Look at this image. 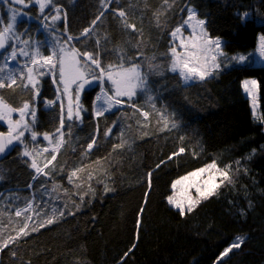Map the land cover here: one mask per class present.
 I'll return each mask as SVG.
<instances>
[{"label":"trees","instance_id":"16d2710c","mask_svg":"<svg viewBox=\"0 0 264 264\" xmlns=\"http://www.w3.org/2000/svg\"><path fill=\"white\" fill-rule=\"evenodd\" d=\"M26 3V19L20 22L19 18L15 29L23 40L36 41L42 55L51 51L45 42L57 48L62 44L52 38L54 34L62 40L71 36V46L80 52L99 51L102 66L106 55L110 56L107 62L124 55L125 66L140 65L151 99L138 89L131 100H122L124 105L96 118L99 88L85 91L83 120L73 122L70 134L66 122L58 151L51 148L42 153V147H50L43 139L40 145L38 139L25 142L30 151L43 155H36L41 167L56 155L43 169L48 176H36L32 161L23 155L25 144L16 145L0 163L4 177L0 238L14 236L22 226L23 216L17 217V228L9 220L10 213L25 204L24 196L37 211L44 209L40 215L48 214L49 199L58 211L52 213L53 223L0 251V264H264V66L219 69L210 78L185 85L169 71L168 54L173 45L170 33L187 18L189 8L206 21L210 35L230 43V53L255 48L264 34V0H114L103 16L100 0H51L42 13L36 0ZM19 8L0 0V27L7 26L9 10ZM56 8L60 18L49 25ZM119 10L125 11L124 18L118 16ZM245 12L251 19L242 21ZM97 16L100 19L93 27ZM122 19L134 24L136 31L124 28ZM86 28H91L87 37L82 35ZM12 43L17 46V41H11L0 56L7 55ZM247 78L260 82L261 119L254 117L244 92L242 81ZM5 84L0 95L10 106L35 101L19 78L11 88ZM60 86L58 79L42 75L34 129L38 133L52 134L59 126ZM51 100H57L56 106L46 108ZM145 111L147 118L142 115ZM160 111L171 114L167 127ZM109 128L111 135L104 136ZM7 130L0 121V132ZM94 134L96 145L85 156ZM117 143L123 147L114 148ZM213 161L227 168L229 178L212 196L181 215L167 202L172 183ZM75 169L82 170L70 183L68 177ZM62 207L65 210L59 215ZM237 238L243 239L242 246L220 259Z\"/></svg>","mask_w":264,"mask_h":264},{"label":"snow or ice","instance_id":"6c2138e0","mask_svg":"<svg viewBox=\"0 0 264 264\" xmlns=\"http://www.w3.org/2000/svg\"><path fill=\"white\" fill-rule=\"evenodd\" d=\"M10 3L23 5L27 7L28 4L26 0H9ZM114 0H100L101 12L100 16H103L104 11L107 10L108 6L112 4ZM118 2V0H116ZM39 5V10L41 13L47 5L51 3V0H37ZM167 3V0H165ZM56 15L52 17L53 20H58L60 18V9L56 8ZM11 15L7 26L0 27V50L5 49L9 41H19L20 33L15 29L17 24V17H20V22L26 19L20 10L10 9ZM117 9H113V13H116ZM66 15V14H65ZM125 11L119 10L118 16L121 18L125 17ZM97 16L93 20L92 25L94 27L96 20L100 19ZM242 21L245 19H251L248 13L245 12L241 15ZM206 21L204 19H199L195 10L189 8L187 12L186 20H183L180 26L175 27L171 31L170 36L173 41V45L169 49V71L176 74L185 85L198 79L200 81L205 80L209 75H211V70L219 69L220 62L218 61L219 56H223V50L221 46L220 39L210 37L204 28ZM2 24V20H0ZM121 24L124 28L132 29L136 31L134 24H128L126 19L121 20ZM187 26L191 29L187 37L184 36V28ZM48 27V25H44ZM91 28L84 29L82 35L87 37ZM73 38L68 36L63 44L59 48L55 47V44L46 46L51 49L48 55L40 54V45H29V40L24 39L21 41L22 45L29 46V50H25V47H17L15 44L9 49L7 55L0 56V89L5 88L7 81V87L11 88L17 83L19 78L22 81V87L29 89L33 92L34 96H39V79L37 77L42 75H51L55 80L58 79L62 88L57 89L58 93H63L67 97V106L63 101L59 104L60 115L58 117V127L52 134L49 133H38L35 129L36 124V111L35 108L29 103L25 102L19 108H14L10 106L0 95V121H6L8 124L7 132H0V154H4L6 150L10 152L12 149L9 147L14 141L20 144H25L22 139L25 133H30V139L32 141H37L38 136H42L43 140L48 141L49 144L53 143V137H55V144L58 148L64 140L65 125L67 122V132L70 134L73 127V122H79L83 120L82 112L85 111L82 105H80V94L85 90L88 85H93L95 82V87L99 88L100 94L95 97V117L100 118L105 115V113L110 112L115 106L121 105L122 100L120 97H128L129 100L136 95L137 88L140 89L141 93H148L149 99H151V89L147 85V77L142 75L140 70V65L138 63H129L125 66V60L127 59L124 55L117 54L115 57V62H107L110 56H105V63L102 66L100 60L99 51L93 52L91 50H85L84 52L78 51L75 46L68 47ZM178 41V43H177ZM99 45V41L96 42ZM107 45L104 47V51L107 52ZM258 56L253 55L251 62H255L259 59L264 63V34L259 36L258 45ZM22 58H27V60L22 64L20 60H17V56ZM240 63H243L248 58L245 56L233 57ZM12 61H16L15 65H11ZM211 64V70L208 65ZM11 65V69L9 70ZM31 65V66H30ZM34 66L36 71L34 73ZM26 69V72L24 71ZM19 73V76H17ZM109 87H105V84ZM259 87L258 81L255 79L244 80L243 88L245 93L255 99L257 89ZM111 93V95L109 94ZM60 96H57V100ZM57 100L47 101L45 104L46 108L54 107L57 104ZM153 108L155 104L153 103ZM18 112L19 117L13 120L11 113ZM255 114V113H254ZM142 115L147 118L149 113L143 112ZM170 113L165 111L159 112L160 120L164 121V126H168V117ZM173 128L176 125L173 123L171 125ZM111 135V128L107 129L104 136ZM96 145L95 134L89 143H87L84 155L87 156L89 152ZM114 148L123 147V143H117L113 145ZM44 152L48 151V148L43 149ZM55 152V149H53ZM183 152L184 149L179 150ZM23 155L25 157H32L34 155L33 151L28 149L25 144ZM171 158V157H169ZM56 160V155H51L50 159L39 166L35 159H32L31 168L35 170V175L39 176L41 174L48 176L49 173L43 171L47 168L52 161ZM210 169H217V165L212 163L204 168L194 170L183 177L175 180L171 188L174 190V194L167 197V202L179 210L181 215H184L185 207L187 210H192V205L194 203L191 197V191L194 189L197 197L207 198L208 196L214 194L215 188L220 185L216 183V177L209 173ZM82 169H75L71 172L68 177L69 182H72V177L77 176V172ZM209 173L208 175H205ZM151 173H149V176ZM221 176L223 179H228V173L222 172ZM35 178V177H34ZM91 179V176H89ZM3 180V176L0 175V181ZM223 182V181H221ZM43 183H47L46 181ZM179 186V189H178ZM54 190V189H53ZM45 195H48V190L45 188ZM2 195V194H0ZM39 208V205H37ZM44 209L37 211L33 208L31 201L26 202L22 207H17L14 215L16 217H24V222L16 234L8 235L6 238H0V251L4 248H8L10 243H14L21 236L29 235L28 222L32 220V216H40V213ZM58 209L56 207L51 208L52 213H57ZM59 215H63V211H59ZM53 223V219L48 217L46 219H41L40 223L33 224L32 231H35L38 227H43L44 224ZM243 239L237 238V242L232 243L228 246L221 254L220 259L227 257L229 253L233 251L234 248H240L243 244ZM15 255V253H13Z\"/></svg>","mask_w":264,"mask_h":264},{"label":"rangeland","instance_id":"374dc122","mask_svg":"<svg viewBox=\"0 0 264 264\" xmlns=\"http://www.w3.org/2000/svg\"><path fill=\"white\" fill-rule=\"evenodd\" d=\"M36 4L38 5V3H37V0H36ZM15 5H17V6H19V7H21V8H19L22 12V14L24 15V13H23V11H24V9L25 8H27V7H24L23 5H19V4H15ZM39 6V5H38ZM50 6V4L49 5H47L46 7H45V9H47L48 7ZM44 9V10H45ZM10 11V10H9ZM10 15H11V12H10ZM20 17L18 16L17 17V20L19 19ZM184 20H186V19H184ZM52 21H54L53 19H51L50 20V24L49 25H51V24H53V22ZM16 26V25H15ZM204 28L206 29V27H205V25H204ZM190 31H191V29H189L187 26H185V28H184V36L185 37H187L188 35H189V33H190ZM207 31V30H206ZM207 33H208V31H207ZM208 35L210 36V37H213V38H217V36H212V35H210L209 33H208ZM260 35H262V34H260ZM259 35V36H260ZM52 38H55L57 41L59 40L62 44L64 43V39L62 40V37L60 38V36L59 35H57V34H54L53 36H52ZM219 39H220V41H221V46H222V50H223V53H224V55L223 56H219L218 57V61L220 62V68L219 69H221V70H228V69H231V68H233V67H238V66H251V65H256V66H264V63H262L259 59H257L255 62H251L250 63V61L252 60V57H253V55H257L258 56V51H257V49H258V45H259V38H258V41H257V45H256V47L255 48H252V49H250V50H248V51H244V52H238V53H230L229 52V50H230V43L226 40V39H224V38H222V37H218ZM23 39L20 37V40L19 41H17V47L19 48V47H21V46H23V47H25V50H29V46H27V45H22L21 44V41H22ZM72 41V40H71ZM9 43L11 44V41H9L8 42V44L7 45H9ZM177 43H178V41H177ZM38 43L36 42V41H29V45H37ZM12 45H13V43H12ZM60 45L61 44H58L57 46H58V48L60 47ZM70 46H71V42H70V44H69ZM39 51H40V54L42 55V51L39 49ZM238 56H245V57H247L248 59L247 60H245L243 63H240V62H238L237 60H234L233 59V57H238ZM17 60H20L21 61V63L23 64L26 60H27V58H22V57H20L19 55L17 56ZM15 63H16V61H12L11 62V65H15ZM11 65H10V68H9V70L11 69ZM31 66V65H30ZM208 67H209V69L211 70V64L209 63V65H208ZM219 69H215V70H211V74H213L216 70H219ZM24 71L26 72V69H24ZM35 71H36V68H35V66H34V73H35ZM142 73V72H141ZM17 76H19V73H17ZM210 76V75H209ZM208 76V77H209ZM41 77L42 76H39V77H37L38 79H39V85H38V88H39V96L38 97H36L35 96V101L33 102V103H29L30 105H32L34 108H35V111H36V116H37V110H38V100L40 99V94H41V89H40V79H41ZM251 79H255V80H257L258 81V84H259V87H258V89H257V93H256V96H255V99H253V97H251V96H249L247 93H245L246 94V96L249 98V100H250V103H251V108H252V112H253V115H254V117L256 118V119H261V117H262V110H261V107H262V100H261V92H260V82H259V80L257 79V78H247V79H244V80H251ZM243 80V81H244ZM195 81H199L198 79H195L194 81H192V82H190L188 85H190V84H192V83H194ZM242 84H243V82H242ZM95 86V82H93V85H88V86H86L85 87V90L80 94V100H79V103H80V105H82V107H83V109H85V106H84V104H83V95H84V92L85 91H87V90H89L90 88H92V87H94ZM61 88H62V85L60 86ZM139 88H137V90H138ZM244 89V88H243ZM136 90V91H137ZM245 92V91H244ZM61 94V96L63 97V102H64V104H65V107L67 106V97L63 94V93H60ZM134 97V96H133ZM132 97V98H133ZM131 98V99H132ZM119 99H121V100H129L128 99V97H120ZM121 105H124V102L122 101V103H121ZM116 107L117 106H115V107H113L112 109H111V111H113V110H115L116 109ZM110 111V112H111ZM108 113V112H107ZM255 113V114H254ZM84 115V111L82 112V116ZM11 117H12V119L13 120H16V119H18V117H19V113L18 112H13V113H11ZM1 122H3L4 123V125H6L7 126V128H8V124H7V122L6 121H1ZM28 135V136H27ZM23 140H24V142H26V143H28V140H30V133H25V136L22 138ZM39 139H43L42 137H40V136H38V140ZM45 141V140H44ZM47 143H48V145L50 146V147H46V148H48V151L47 152H44L43 151V149H44V147H42V153H48L49 151H50V149L52 148V150L55 148V141L53 140V143H51V144H49V142L48 141H46ZM14 143V145H22V144H20L19 142H17V141H14L13 142ZM42 142H40V140H39V145L41 144ZM28 149H30V147H28ZM23 150H24V147H23ZM55 151H58V148H56L55 149ZM36 155H37V157H42L43 155L42 154H40L39 152H37V153H34V155L30 158V157H27V158H29L31 161H32V159H35L36 160V162H37V164L40 166V162H39V159L36 157ZM212 163H215L216 165H217V169H219V171H217L216 169H210L209 170V173L210 174H212V175H214L215 177H216V183L217 184H219V185H221V181H224V180H226V179H223V177L221 176V173L222 172H227L228 173V176H229V172L226 170L227 168H222V167H220L219 165H218V163H217V161H213V162H211L210 164H212ZM209 164V165H210ZM208 166V165H207ZM206 167V166H205ZM204 168V167H203ZM209 173H206L205 175H208ZM1 175V174H0ZM4 178V177H3ZM219 187H217V188H215V190H214V193L217 191V189H218ZM178 189H179V186H178ZM173 194H174V190H173ZM172 194V195H173ZM213 195V194H212ZM212 195H210V196H212ZM210 196H208L207 198H209ZM16 197L18 198V197H21V195L20 194H16ZM191 197H192V199H193V201H194V203H193V205H192V210L194 209V208H196L201 202H203L204 200H206L207 198H199V197H197V194H196V192H195V190L193 189L192 191H191ZM4 200H7V201H14V199H12V198H8V197H4ZM23 200H25L26 202H29V200L26 198V196H24L23 197ZM51 200L52 199H49V203H48V205L49 206H47L46 208L48 209V214H46L45 216H43L42 214L39 216V217H37V216H34L33 218H32V220L31 221H29L28 222V229H27V231H29L30 233L31 232H34V231H32V228H33V224H38V223H40V221H41V219H46V218H48V217H51L52 219H53V214H52V212H51V208H53L51 205H50V202H51ZM25 202V203H26ZM73 202H74V200H72V204H73ZM69 204V208L71 207V205L72 204ZM32 204H33V202H32ZM172 206V205H171ZM9 207V206H8ZM173 207V206H172ZM173 208H175V207H173ZM3 209L4 208H2L1 210H0V212H3ZM176 209V208H175ZM40 209H38V211H39ZM65 210V207H62V209H61V211H64ZM178 210V209H177ZM191 210V211H192ZM186 211H188L187 210V206L185 207V212ZM15 212V211H14ZM14 212H12V213H10V223H14L12 226L13 227H15V228H17L18 226H17V217L14 215ZM23 220H24V218H23ZM48 224L47 223H45L44 224V226L43 227H38L36 230L38 231V230H40V229H42V228H44V227H46ZM35 230V231H36Z\"/></svg>","mask_w":264,"mask_h":264},{"label":"water","instance_id":"95a60500","mask_svg":"<svg viewBox=\"0 0 264 264\" xmlns=\"http://www.w3.org/2000/svg\"><path fill=\"white\" fill-rule=\"evenodd\" d=\"M9 147L12 149L10 152L6 150L4 154H0V163L3 162L7 157H9L16 149V145H14V143L10 145Z\"/></svg>","mask_w":264,"mask_h":264},{"label":"bare ground","instance_id":"6f19581e","mask_svg":"<svg viewBox=\"0 0 264 264\" xmlns=\"http://www.w3.org/2000/svg\"><path fill=\"white\" fill-rule=\"evenodd\" d=\"M216 71H219V70H216ZM212 76H213V74H211V75H210L209 77H207V78H210V77H212ZM207 78H206V79H207ZM242 82H243V81H242ZM242 85H243V84H242Z\"/></svg>","mask_w":264,"mask_h":264},{"label":"crops","instance_id":"0c3cea01","mask_svg":"<svg viewBox=\"0 0 264 264\" xmlns=\"http://www.w3.org/2000/svg\"><path fill=\"white\" fill-rule=\"evenodd\" d=\"M68 47H71L70 45H68Z\"/></svg>","mask_w":264,"mask_h":264}]
</instances>
